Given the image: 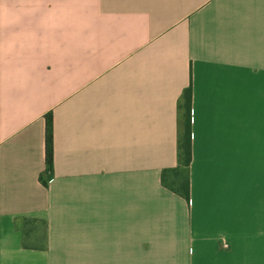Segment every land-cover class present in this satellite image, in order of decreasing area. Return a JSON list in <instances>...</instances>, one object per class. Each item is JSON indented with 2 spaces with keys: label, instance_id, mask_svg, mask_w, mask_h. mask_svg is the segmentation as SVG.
<instances>
[{
  "label": "crops",
  "instance_id": "obj_1",
  "mask_svg": "<svg viewBox=\"0 0 264 264\" xmlns=\"http://www.w3.org/2000/svg\"><path fill=\"white\" fill-rule=\"evenodd\" d=\"M0 264H264V0H0Z\"/></svg>",
  "mask_w": 264,
  "mask_h": 264
},
{
  "label": "trees",
  "instance_id": "obj_2",
  "mask_svg": "<svg viewBox=\"0 0 264 264\" xmlns=\"http://www.w3.org/2000/svg\"><path fill=\"white\" fill-rule=\"evenodd\" d=\"M186 118L183 123V130L178 141V166L174 169L165 170L162 174V183L165 187L174 193L182 196L186 200L190 199V179L189 170L192 162V119H191V102H192V86L184 93ZM54 163V136H53V117L52 114L46 116V170L45 176L41 175L40 180L45 186L53 177ZM169 179L171 182L169 183ZM39 222V220H31L23 218L17 221V227L22 230L25 235L24 246L26 248H45L47 235L41 232L34 235L32 242L28 243L27 238L31 237L32 229H27L28 223Z\"/></svg>",
  "mask_w": 264,
  "mask_h": 264
},
{
  "label": "rangeland",
  "instance_id": "obj_3",
  "mask_svg": "<svg viewBox=\"0 0 264 264\" xmlns=\"http://www.w3.org/2000/svg\"><path fill=\"white\" fill-rule=\"evenodd\" d=\"M171 182V179H169V183Z\"/></svg>",
  "mask_w": 264,
  "mask_h": 264
}]
</instances>
